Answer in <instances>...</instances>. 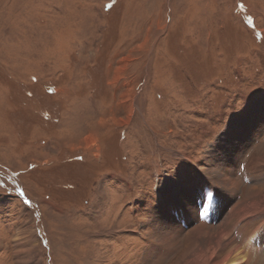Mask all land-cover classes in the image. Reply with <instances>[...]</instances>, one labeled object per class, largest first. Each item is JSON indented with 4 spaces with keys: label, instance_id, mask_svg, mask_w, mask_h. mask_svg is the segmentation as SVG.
I'll return each instance as SVG.
<instances>
[{
    "label": "rangeland",
    "instance_id": "rangeland-1",
    "mask_svg": "<svg viewBox=\"0 0 264 264\" xmlns=\"http://www.w3.org/2000/svg\"><path fill=\"white\" fill-rule=\"evenodd\" d=\"M263 114L264 0H0V264H206L159 208L223 168L263 202ZM250 210L224 230L264 264Z\"/></svg>",
    "mask_w": 264,
    "mask_h": 264
},
{
    "label": "bare ground",
    "instance_id": "bare-ground-1",
    "mask_svg": "<svg viewBox=\"0 0 264 264\" xmlns=\"http://www.w3.org/2000/svg\"><path fill=\"white\" fill-rule=\"evenodd\" d=\"M261 114V111H259V114H255V117L258 115L261 116ZM263 116L264 114L261 119L264 118ZM239 125L242 127V124ZM239 125H237V127H239ZM240 142H242L241 138H239L238 143ZM211 154L217 156V151L215 150ZM223 155L225 154L223 153ZM228 166L229 162L225 160L224 167L228 168ZM220 172L223 173L224 179H219L212 173L207 174L208 178H211L214 182L213 184L220 187L218 189L212 188V183H210L209 179H206L202 184H200L198 180L192 182L195 188L190 186L187 178L181 181V186L175 185V192H177L176 197L173 198L170 195L169 199L163 203L161 208H159L161 214V226H156V235H158L161 240H163L164 237L165 240L174 230L184 231L187 227L195 225L196 227L192 230L194 233L193 240L195 242H203V244H207L208 247L209 243H214L215 246L213 249L208 248L207 251L209 255H206V264H245L247 259H244V255L240 251V246L236 244L233 245L231 240H228V234L224 230V227L229 219L234 217L235 214L245 213L248 209H251L249 211L250 213L258 212L260 209L261 211L262 209L264 210V206L262 205V203L264 204V201H252L250 196L246 200L237 202L233 209L228 211L231 198L234 196L235 183L231 178L228 169L223 168ZM191 173L195 174L193 167ZM202 189L204 190L205 195ZM163 194H165L164 191ZM224 214L227 216L224 218L227 219L226 221L222 219ZM245 215L247 216V214ZM170 216H173L174 219L169 220L168 217ZM189 218H191V221ZM200 221H206L212 227L206 231L202 226H199ZM180 225L181 227H178ZM161 232H163V234H161ZM258 234L259 232H257L255 236L257 237ZM34 235L35 234H33L31 238L34 237ZM26 240V244L28 245L31 240L29 238ZM195 248L197 250V247ZM18 251L27 252L22 248L18 249ZM28 253L31 254V250H28ZM219 253L220 258L218 257ZM19 254L20 253H18V255ZM183 256H186V254Z\"/></svg>",
    "mask_w": 264,
    "mask_h": 264
}]
</instances>
